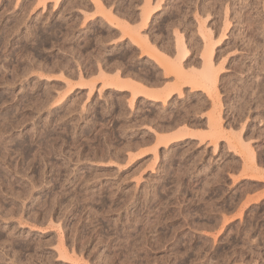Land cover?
Instances as JSON below:
<instances>
[{
    "label": "rangeland",
    "instance_id": "obj_1",
    "mask_svg": "<svg viewBox=\"0 0 264 264\" xmlns=\"http://www.w3.org/2000/svg\"><path fill=\"white\" fill-rule=\"evenodd\" d=\"M262 84L264 0H0V264H264Z\"/></svg>",
    "mask_w": 264,
    "mask_h": 264
},
{
    "label": "bare ground",
    "instance_id": "obj_2",
    "mask_svg": "<svg viewBox=\"0 0 264 264\" xmlns=\"http://www.w3.org/2000/svg\"><path fill=\"white\" fill-rule=\"evenodd\" d=\"M137 37V36H136ZM141 38V37H140ZM143 38V37H142ZM141 38V39H142ZM138 39V38H137ZM147 38H143L142 40H143V42H140V41H138V40H136L135 39V36L133 37L132 36V38L130 39V40H132L131 42H133L135 45L134 46H136V47H139V49L140 48H142V49H144V48H148V49H151V53H152V56H157V57H160L161 59H164L165 57L163 56V55H161V53L160 52H157V48L155 47V48H153V46L151 45V43H148L147 42V40H146ZM149 41V40H148ZM183 50V49H182ZM144 51H145V49H144ZM159 51V50H158ZM150 53V54H151ZM160 53V54H159ZM150 54H149V56H150ZM183 58H185L186 56H187V51L186 52H184L183 54ZM208 58H205V65H204V62H203V65L205 66V68H207V66L208 67H211L212 66V64H211V61H210V56H207ZM177 65H178V63H177ZM176 65V66H177ZM175 66V67H176ZM204 68V69H205ZM212 69V68H211ZM176 70L178 71L179 70V66H177V68H176ZM205 71H206V69H205ZM210 71V70H209ZM176 75V74H175ZM184 76V75H183ZM183 76H178V75H176V78L177 79H175L176 80V82H177V80H179L181 77H183ZM212 76V75H211ZM140 78H142V77H140ZM185 78V77H184ZM183 78V79H184ZM188 78V77H187ZM187 78H186V80H187ZM144 79V78H143ZM182 79V78H181ZM210 79H211V77H210ZM189 80V79H188ZM142 81V80H141ZM197 81H198V79H197ZM210 81V80H209ZM130 82V81H129ZM175 82V83H176ZM184 82H186V81H183V83ZM190 82V81H189ZM199 82V81H198ZM124 82H116V84H115V86H114V89L116 90V91H120V90H122L123 89V87L124 88H126L125 87V84H123ZM130 83H132L133 84V82H130ZM129 83V84H130ZM177 83H180V84H182V82H177ZM200 83V82H199ZM213 83V82H212ZM127 84H128V82H127ZM128 84V88L130 87L131 89V92H132V95H133V98L136 96V95H139V96H143L144 98L146 97V98H152L153 100L155 99L156 101L157 100H159V101H161L162 103H166V100L172 95V94H175L176 92H178V89H179V87H178V85L177 84H174V85H170L169 87H166L165 88V90H163V93H160L159 94V92L158 91H156V92H154V91H152V89H150V88H146L145 86L143 87V85H141V86H139V84H136V85H132V84H130L129 85ZM135 84V83H134ZM184 84H186V83H184ZM192 88H193V90H194V88H196L197 87V84H196V82H192ZM262 86H263V91H261L263 94H264V84H262ZM261 86V87H262ZM178 88V89H177ZM260 89V88H259ZM260 91V90H259ZM258 91V92H259ZM259 95V94H258ZM261 96V95H260ZM259 96V97H260ZM263 97V96H262ZM161 98V99H160ZM258 98V97H257ZM264 98V97H263ZM154 100V101H155ZM259 100V99H258ZM264 101V100H263ZM260 102V101H259ZM215 129V128H214ZM188 132V131H187ZM187 132H186V134H187ZM193 132V131H192ZM215 133H216V131H214ZM213 132V133H214ZM218 132H220V131H218ZM188 133H190V132H188ZM214 133V134H215ZM188 135V134H187ZM203 136V135H202ZM205 137V136H204ZM202 138V137H201Z\"/></svg>",
    "mask_w": 264,
    "mask_h": 264
}]
</instances>
